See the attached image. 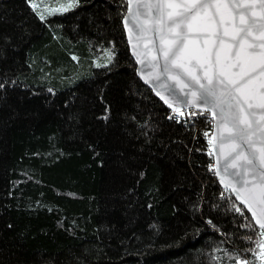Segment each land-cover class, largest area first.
Masks as SVG:
<instances>
[{
	"label": "trees",
	"instance_id": "16d2710c",
	"mask_svg": "<svg viewBox=\"0 0 264 264\" xmlns=\"http://www.w3.org/2000/svg\"><path fill=\"white\" fill-rule=\"evenodd\" d=\"M117 3L83 0L49 27L25 0H0V32L13 38L0 77L16 81L0 92V264H193L224 238L205 217L236 227L201 150L209 121L167 119L135 71ZM113 40L118 62L98 67V45Z\"/></svg>",
	"mask_w": 264,
	"mask_h": 264
},
{
	"label": "snow or ice",
	"instance_id": "6c2138e0",
	"mask_svg": "<svg viewBox=\"0 0 264 264\" xmlns=\"http://www.w3.org/2000/svg\"><path fill=\"white\" fill-rule=\"evenodd\" d=\"M25 2L51 27L52 17L76 9L83 0ZM117 10L135 71L168 106L167 119L189 128L201 116L209 121L203 129L207 147L201 150L212 158L207 168L219 178L218 196L236 227L229 233L213 216L205 217L224 238L207 252L201 249L193 264L205 255L211 264H264V0H118ZM12 44V36L0 32V57L6 58ZM98 47L107 57L102 63L93 57L94 63L114 67L115 41ZM15 83L0 77V92L6 94ZM99 99L105 104L104 119H111L112 104L103 93ZM137 126L143 134L140 144L150 149L152 125Z\"/></svg>",
	"mask_w": 264,
	"mask_h": 264
},
{
	"label": "water",
	"instance_id": "95a60500",
	"mask_svg": "<svg viewBox=\"0 0 264 264\" xmlns=\"http://www.w3.org/2000/svg\"><path fill=\"white\" fill-rule=\"evenodd\" d=\"M124 31H125V35H126V39H127V32H126V30L124 29ZM129 46V45H128ZM129 50H130V46H129ZM130 54H131V56H132V53H131V50H130ZM132 58H133V56H132ZM134 59V58H133ZM135 61V60H134ZM142 81V80H141ZM143 82V81H142ZM144 83V82H143ZM145 84V83H144ZM146 85V84H145ZM146 86H148V85H146ZM149 88H150V86H148ZM151 89V88H150ZM154 94H155V92H153ZM156 96V95H155ZM157 98H159L158 96H156ZM160 99V98H159ZM162 101V100H161ZM163 102V101H162ZM167 108H168V106L167 105H165ZM169 109V108H168ZM217 179H218V182H219V178L217 177Z\"/></svg>",
	"mask_w": 264,
	"mask_h": 264
},
{
	"label": "built area",
	"instance_id": "2783aa9c",
	"mask_svg": "<svg viewBox=\"0 0 264 264\" xmlns=\"http://www.w3.org/2000/svg\"><path fill=\"white\" fill-rule=\"evenodd\" d=\"M173 121V120H172ZM174 122H176V121H174ZM177 123V122H176ZM183 124V123H182ZM183 125H186V124H183ZM211 134V133H210ZM205 142H206V145H207V138L205 137ZM211 160H212V158H211ZM210 171V170H209Z\"/></svg>",
	"mask_w": 264,
	"mask_h": 264
}]
</instances>
